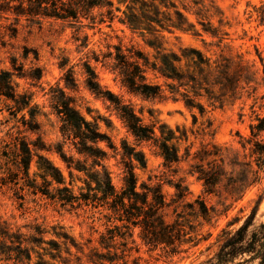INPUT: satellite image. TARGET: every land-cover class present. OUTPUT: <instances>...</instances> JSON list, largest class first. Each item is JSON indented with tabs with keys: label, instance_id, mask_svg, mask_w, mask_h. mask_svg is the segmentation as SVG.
<instances>
[{
	"label": "trees",
	"instance_id": "obj_1",
	"mask_svg": "<svg viewBox=\"0 0 264 264\" xmlns=\"http://www.w3.org/2000/svg\"><path fill=\"white\" fill-rule=\"evenodd\" d=\"M121 1L127 6L119 17L120 22L134 32L151 34L153 38L150 45L156 50L151 57L135 45L126 49L118 45L117 52L106 54L105 57L112 60V70L120 76L129 91L147 98H164L168 93L174 100H183L187 106L198 108L204 114L206 106L202 99L212 106H223L256 80V72L242 59L223 54L215 58L196 49L164 52L163 30L178 29L201 35L196 24L172 0ZM116 11H121V8L115 6L113 0H0V28L10 30V37L15 38L21 18L34 22L54 18L67 21L80 31L87 25L93 26L107 19L112 23L118 17ZM258 11L264 20V5ZM6 21L9 23H4ZM202 24L205 32L214 36L219 34L218 29L209 28L204 22ZM83 46H88V36H85ZM35 55L38 59L36 50ZM11 63L12 68H0V98L12 102L7 119L11 126L0 139V187L6 185L18 191L41 193L62 207H88L100 213L108 227L100 237L101 246L106 252L91 248L87 253L85 243L78 242L67 232H57L56 226H53L54 234L62 241H47L45 235L49 230L45 226L37 224L31 227L34 232L27 235L20 229L14 230L0 214V256L3 259L31 264L35 247L47 243L60 254L65 248L70 256L65 259L66 264H70L74 256L79 264L83 257L93 264H129L127 252L131 248L127 245L129 239H134L135 228L139 229L142 243L150 250L161 249L167 254H180L186 251L185 245L197 243L195 227L184 213L177 210L179 203H184L191 193L185 176L180 175L179 164L184 159H191L189 174L203 183L204 191L208 194L228 195L237 200L264 179V115L256 114L249 126L248 137L239 134L241 147L237 150L209 142L202 144L195 152H191V146H186L182 154L181 142L189 139L185 128L177 126L174 129L156 119L151 124L146 123L132 105L122 102L106 89L96 69L85 62L87 87L115 105L120 117L139 142L152 141L157 146L163 157L164 169L162 173L140 181L136 168L147 166L144 150L123 140L122 150L119 151L111 136L101 130L98 119L89 120L79 109L76 99L57 85L51 96L61 122L62 141L56 144V152L67 164L71 177L67 183L61 169L40 153L42 150H51V147L40 135L41 122L38 118L42 112L39 105L33 104L31 93L19 92L15 83V77L40 81L43 70L36 65L26 70L24 65H17L16 57L11 58ZM150 73L163 79L164 84L151 81ZM65 82L66 87L77 88L73 69L68 70ZM243 83L247 86H243ZM28 133L38 134L36 140H31ZM101 142L121 154L120 188L114 183L113 172L106 164L109 152L99 145ZM66 145H70L84 158L68 154ZM36 157L43 173L40 175L42 181L37 175L31 174V165ZM75 170L84 173L85 177L77 178ZM76 179L83 180L85 184L78 193L73 186ZM165 184L174 188L172 195L165 192ZM261 200L262 197L236 230L223 231L219 251L208 261L209 264H264V222L254 225ZM184 206L207 218L211 217L213 211L203 199L184 203ZM171 207H174L176 216L168 219V209ZM72 246L76 254L72 252ZM52 257L56 258V254ZM135 260L133 264H137ZM37 264L51 263L41 255Z\"/></svg>",
	"mask_w": 264,
	"mask_h": 264
},
{
	"label": "rangeland",
	"instance_id": "obj_2",
	"mask_svg": "<svg viewBox=\"0 0 264 264\" xmlns=\"http://www.w3.org/2000/svg\"><path fill=\"white\" fill-rule=\"evenodd\" d=\"M130 1V0H128ZM191 22L196 24V29L201 35L193 31L184 32L178 29H166L161 32L164 36V52H183L196 49L205 54L217 57L221 54L242 59L252 71L256 72V80L241 90L236 98L227 101L223 106H212L206 99L202 102L206 106L204 114L198 108H191L183 100H174L167 93L164 98H147L131 91L121 82L120 76L112 70V60L105 57L109 52H117L116 46L124 49L135 45L137 48L153 57L156 50L150 45L153 36L148 32L132 31L127 25L120 22L127 3L121 0H113L115 6L121 11H116L118 17L112 22H97L93 26H85L80 31L67 21L54 18H44L40 22H34L21 18L18 24V34L10 37V30L0 28V68H12L11 58H17V65H24L26 70L31 66H39L43 70L40 81L30 78L15 77V83L19 92H28L33 95V104L39 105L42 114L40 135L51 150H42L41 154L61 169L67 183L71 177L67 164L56 152V144L62 141L60 132L61 122L52 105L51 96L57 85L63 87L68 94L76 99L82 113L89 119H98L100 128L111 136L112 140L122 150L123 140L131 145H137L146 153L147 166L136 168V174L140 181L147 180L150 176L162 173L163 157L159 154L157 146L152 141L139 142L128 129L124 120L120 117L115 105L105 97L98 96L86 85L85 62H89L97 71L101 84L109 89L122 102L132 105L136 112L143 116L146 123H152L155 119L160 123H166L176 129L180 126L188 131V141L181 142V152L185 153V147L191 146V152L197 151L202 144L216 142L233 150L241 147L240 135H250V124L257 113L264 115V20L261 19L259 8L264 5V0H172ZM204 24L212 29H218L217 36L204 31ZM4 23H9L6 21ZM89 23V21H85ZM85 36H88V46L84 47ZM29 52H26V51ZM35 50L38 53L36 59ZM99 60H96V58ZM64 65V66H63ZM69 69L74 70L78 86L76 89L66 87L65 78ZM153 82L164 84V80L149 74ZM166 88V87H165ZM11 101L0 98V139L5 135L11 122L9 105ZM151 113L154 115L152 116ZM158 126V125H157ZM157 133L160 134L157 128ZM38 134L28 133L31 140H36ZM264 138V133L262 134ZM99 145L109 152L106 164L113 172L114 183L118 188L122 186L121 154L108 148L105 142ZM68 154H74L77 158H84L76 153L70 145L65 146ZM36 157L31 165V174L37 175L42 181V170L39 168ZM191 159H184L180 164V175L185 176L191 193L184 203H194L197 199H203L213 209L211 217H204L196 211L179 203L178 212L184 213L195 227L197 243L184 246L186 251L180 254H167L161 249L150 250L142 243L139 237V229H134V239L128 240L127 253L129 264L134 260L137 264H209L219 251L220 238L224 230H236L245 222L257 205L258 212L254 225L264 222V179L261 183L249 188L240 199L228 195L218 196L208 194L204 186L196 176L189 174ZM91 163V161L89 162ZM1 175V170H0ZM75 175L85 177V174L75 170ZM56 186V184L54 185ZM74 191L85 186L83 180L76 179ZM164 190L169 195L174 193V188L169 184L164 185ZM196 206H198L196 204ZM0 214L14 230L30 235L34 231L31 227L41 224L49 230L45 235L47 241L60 240L53 230L64 231L72 235L78 242L86 244V252L91 248L106 252L101 246L100 237L108 227L102 215L88 207L72 209L70 206L62 207L56 201L39 193L18 191L4 185L0 187ZM176 216L174 207L168 209V219ZM62 227L63 229H61ZM253 228V227H252ZM71 250L76 254V249ZM56 254V258L52 255ZM51 264H66L65 259L70 256L63 248L60 254L49 244L36 246L32 251V263L37 264L39 257ZM82 256L81 254H77ZM122 263V261L120 262ZM0 264H22L15 259H3L0 256ZM27 264V261L26 263ZM70 264H79L75 256ZM81 264H93L83 257ZM106 264H110L106 262Z\"/></svg>",
	"mask_w": 264,
	"mask_h": 264
}]
</instances>
